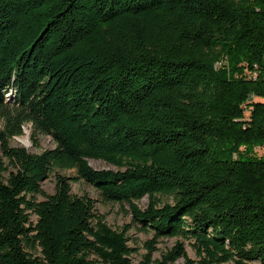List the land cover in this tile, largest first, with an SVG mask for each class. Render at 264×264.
I'll use <instances>...</instances> for the list:
<instances>
[{
    "label": "trees",
    "instance_id": "1",
    "mask_svg": "<svg viewBox=\"0 0 264 264\" xmlns=\"http://www.w3.org/2000/svg\"><path fill=\"white\" fill-rule=\"evenodd\" d=\"M28 124L53 148L11 146ZM255 148L264 0H0V264H133L79 180L153 233L137 264H264Z\"/></svg>",
    "mask_w": 264,
    "mask_h": 264
},
{
    "label": "rangeland",
    "instance_id": "2",
    "mask_svg": "<svg viewBox=\"0 0 264 264\" xmlns=\"http://www.w3.org/2000/svg\"><path fill=\"white\" fill-rule=\"evenodd\" d=\"M10 91L8 94L5 95V98L12 101V96L10 95ZM23 135L20 137H16L11 139L10 144L14 147H27L29 149V152L31 153H40L41 151L45 149L53 148V143L48 136L44 135H32L31 131V125H25L23 127ZM25 133H27L28 137V145H22L19 142V138L24 137ZM35 139L37 141L38 146L32 147V140ZM255 155L258 157H264V148H255L254 149ZM89 165L96 170H115L111 165L105 164L102 161L99 160H88ZM58 174L60 176H65L68 178H71L75 176V172L73 170H60L56 169L53 174L49 176V178L41 183V189L46 195H50L54 192V186H55V175ZM70 189L71 193L73 195L81 196L83 194L88 195L90 199L94 201V208L97 214H100L104 217V220L106 224L112 228L113 230H121L123 228H126V236L128 237V246L133 249V252L130 255V260L133 264H137L139 261L142 260V256L146 254L147 250L145 249V243L148 241H151L153 239V233L152 232H143L140 231L138 226L135 225L130 215L127 214L126 206H121L118 203L114 202H106L103 201L96 190L91 186L90 184L86 183L83 180L79 181H70ZM36 199L42 200V195H37ZM161 201H169L165 198H161ZM138 206L141 209L146 208L148 205V199L143 198L138 203ZM32 219L35 220V218L32 216ZM180 242V239L178 238H159L154 243L155 248L152 251L151 258L152 260H158L160 259L161 254H164L165 252L169 251L176 242ZM184 248L187 254V257L193 261L194 264H197V257L195 256L193 250L190 248L187 242H184ZM176 264H183V259H179L175 262Z\"/></svg>",
    "mask_w": 264,
    "mask_h": 264
},
{
    "label": "bare ground",
    "instance_id": "3",
    "mask_svg": "<svg viewBox=\"0 0 264 264\" xmlns=\"http://www.w3.org/2000/svg\"><path fill=\"white\" fill-rule=\"evenodd\" d=\"M19 142L22 145H28V137H27V133H25L24 137L19 138Z\"/></svg>",
    "mask_w": 264,
    "mask_h": 264
},
{
    "label": "water",
    "instance_id": "4",
    "mask_svg": "<svg viewBox=\"0 0 264 264\" xmlns=\"http://www.w3.org/2000/svg\"><path fill=\"white\" fill-rule=\"evenodd\" d=\"M27 149V147H25Z\"/></svg>",
    "mask_w": 264,
    "mask_h": 264
}]
</instances>
